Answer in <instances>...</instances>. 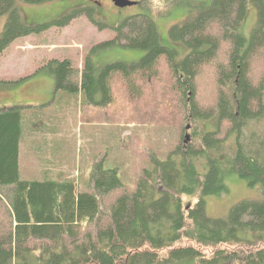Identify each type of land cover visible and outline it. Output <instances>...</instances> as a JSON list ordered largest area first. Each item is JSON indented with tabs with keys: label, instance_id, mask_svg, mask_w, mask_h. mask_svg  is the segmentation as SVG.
I'll list each match as a JSON object with an SVG mask.
<instances>
[{
	"label": "trees",
	"instance_id": "16d2710c",
	"mask_svg": "<svg viewBox=\"0 0 264 264\" xmlns=\"http://www.w3.org/2000/svg\"><path fill=\"white\" fill-rule=\"evenodd\" d=\"M137 5L141 11L110 27L113 37L92 46L79 68L67 57L41 65L54 82L55 125L72 103L83 124L85 109L105 117L112 108L109 124L106 117L96 120L102 127L121 122L120 109L113 107L114 84L141 99V84L157 81L163 64L181 115L208 128L196 143L178 142L165 156L152 150L149 166L140 167L131 190L120 178L116 158L105 167L107 141L90 162H82L90 166L85 184L82 163L78 177L57 165L44 179H24L23 127L40 119L38 112L29 117L30 111L45 105L0 107V264H264V138L256 129L264 124V0H178L176 7L186 9L187 17L169 28V45L161 44L150 9ZM250 5L256 23L245 34ZM80 12L88 11L30 25L16 0H0V17H5L0 57L17 39L63 28ZM113 46L142 54L133 63L97 69L94 54ZM207 66H214L216 93L213 104L201 108L197 79ZM232 179L258 191L259 198L237 202L225 217H208L206 199L227 194ZM184 196L197 199L184 207Z\"/></svg>",
	"mask_w": 264,
	"mask_h": 264
},
{
	"label": "rangeland",
	"instance_id": "374dc122",
	"mask_svg": "<svg viewBox=\"0 0 264 264\" xmlns=\"http://www.w3.org/2000/svg\"><path fill=\"white\" fill-rule=\"evenodd\" d=\"M146 5L157 23L160 42L169 45L168 30L175 24H180L186 19L187 10L176 7L178 0H132ZM23 20L30 25L42 24L52 19H58L62 15H68L76 10L87 9L88 12H80L71 22L63 28H51L41 34H32L25 38H19L12 43L6 54L0 57V107L7 106H42L51 108L46 112L30 111L29 117H34L36 112L41 116L56 114V102L54 93V82L50 75L41 69V65L51 59L69 58L73 66L80 67L88 50L100 42L109 40L114 35L112 28L120 24L125 18L138 14L141 9L139 5L117 8L112 2L104 1L95 5L91 0H56L43 4H25L16 0ZM91 19V20H90ZM100 23L102 26L95 25ZM5 17H0V32L3 29ZM256 23V9L250 5L244 19V32ZM107 25V27L105 26ZM105 27V28H103ZM112 27V28H110ZM141 52L113 46L107 49H99L93 56L97 69L115 62L133 63L141 56ZM218 57L224 61L222 52ZM253 67L254 74L259 70V64ZM214 66L205 67L199 74L197 82V104L201 108H208L214 102L216 93L213 82ZM160 78L141 84L143 95L141 99L129 97L114 84L115 110L120 109L121 122L118 126L101 127L96 134L102 132L101 141L105 138L109 157L105 167L110 168V162L115 161L120 165V178L131 190L135 184V177L140 167L148 162V154L154 150L164 155L178 142L196 143L206 125L192 122L190 118L183 117L180 113L178 99L170 88L169 74L163 64L160 65ZM21 79V80H19ZM18 80V81H17ZM17 81V82H16ZM42 98V100L39 99ZM52 99L53 102H52ZM51 101V102H50ZM55 102V103H54ZM50 103V104H48ZM54 103V104H53ZM96 110L81 112L83 121L96 122L103 118V114H95ZM105 112V111H104ZM80 113V110H79ZM105 114V113H104ZM111 114L110 117L107 116ZM106 123H110L113 117L112 108L105 114ZM94 116V117H93ZM104 122V121H97ZM125 129V130H123ZM264 138V124L256 128ZM82 135V131L80 136ZM84 143L89 139L82 138ZM81 142V140H80ZM83 143L85 148L86 144ZM110 160V162H109ZM123 164V165H121ZM149 166V165H148ZM24 172V165H21ZM80 181L85 184L88 179L90 166L81 164ZM69 170V169H68ZM229 192L220 197H209L206 199L205 212L208 217H225L231 206L243 200H255L259 198L258 191L245 187L242 181L232 179L227 183ZM197 196L182 197L184 207H191Z\"/></svg>",
	"mask_w": 264,
	"mask_h": 264
},
{
	"label": "crops",
	"instance_id": "0c3cea01",
	"mask_svg": "<svg viewBox=\"0 0 264 264\" xmlns=\"http://www.w3.org/2000/svg\"><path fill=\"white\" fill-rule=\"evenodd\" d=\"M39 99L42 100L40 97ZM68 106L71 107L68 111L70 113L59 118L61 122L59 126L54 123L56 115L53 118L42 116L24 125L20 142V170L23 164L24 172H21V175L24 179H44V172L48 173L50 167L53 170V167L58 169L57 165H64L65 171V169L68 170L69 164L71 167L69 170L78 177L76 172L78 166L82 162H90L93 152L105 146V138L101 141L102 136L95 133L103 124H96L93 121L83 124L81 120H78L80 113L76 103L68 104ZM44 107L37 110L46 115L51 107L47 109ZM109 126H113V129L122 127L116 124ZM82 138L89 139V143H84ZM83 143L86 144L85 148ZM55 156H58V160L54 159Z\"/></svg>",
	"mask_w": 264,
	"mask_h": 264
},
{
	"label": "water",
	"instance_id": "95a60500",
	"mask_svg": "<svg viewBox=\"0 0 264 264\" xmlns=\"http://www.w3.org/2000/svg\"><path fill=\"white\" fill-rule=\"evenodd\" d=\"M92 1H94L95 3H98V2L106 1V0H92ZM110 1L117 8H125V7L137 5V2L132 1V0H110Z\"/></svg>",
	"mask_w": 264,
	"mask_h": 264
},
{
	"label": "flooded vegetation",
	"instance_id": "af4514ba",
	"mask_svg": "<svg viewBox=\"0 0 264 264\" xmlns=\"http://www.w3.org/2000/svg\"><path fill=\"white\" fill-rule=\"evenodd\" d=\"M92 1V0H91ZM106 1H110V0H106ZM95 5H98V3H99V5L102 3V2H104V1H101V2H98V3H95L94 1H92ZM111 2V1H110Z\"/></svg>",
	"mask_w": 264,
	"mask_h": 264
}]
</instances>
